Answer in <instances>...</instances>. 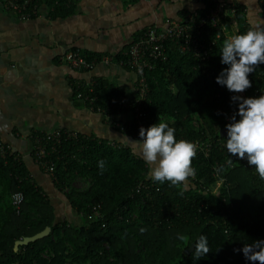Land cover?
<instances>
[{
    "label": "trees",
    "instance_id": "trees-1",
    "mask_svg": "<svg viewBox=\"0 0 264 264\" xmlns=\"http://www.w3.org/2000/svg\"><path fill=\"white\" fill-rule=\"evenodd\" d=\"M75 2L45 3L53 16L64 17L74 11ZM229 3L235 8V28L229 13L218 25L207 22L201 28L199 40L210 47L206 60L167 42L166 61L145 71L148 90L142 108L147 125L163 120L175 128L177 141L197 142L195 177L186 186L154 181L148 164L129 146L79 132L71 137L60 130L58 142L48 141L42 161L53 166L52 182L80 220H57L49 197L8 150L0 154V264H252L234 250L264 240V179L246 158L227 151V137L220 131L238 112L239 102L232 97L239 95L216 82L229 67L221 63L224 40L252 26L244 4ZM257 3L264 26V0ZM213 6L212 0H205L202 8L185 11L180 19L194 12L205 16ZM249 79L252 87L243 92L244 98L264 95V64ZM93 81L92 91L77 83L75 95L89 93L94 106L108 108L111 115L129 110L114 105L122 95L119 88L102 78ZM127 133L134 134L132 129ZM75 178L87 180L88 186L76 187ZM217 180L221 182L214 189ZM14 192L23 195L19 209L11 203ZM47 226V236L15 247L17 240ZM201 235L211 251L194 259ZM192 243L193 250L185 253Z\"/></svg>",
    "mask_w": 264,
    "mask_h": 264
},
{
    "label": "crops",
    "instance_id": "crops-1",
    "mask_svg": "<svg viewBox=\"0 0 264 264\" xmlns=\"http://www.w3.org/2000/svg\"><path fill=\"white\" fill-rule=\"evenodd\" d=\"M75 1L74 11L64 17L53 16L52 7L43 3L26 20L0 3V140L24 162L49 197L56 219L78 222L79 215L54 186L50 174L33 159L36 137L75 131L122 143L143 158L137 146L120 137L137 139L113 126L114 121L130 123L132 111L112 115L94 111L76 97V85L102 78L122 95L134 98L136 73L115 59L145 28L179 20L185 11L202 8L205 0ZM225 1L243 3L252 28L264 27L257 0ZM72 48L86 56L111 57L113 62H98L90 71L75 70L61 58Z\"/></svg>",
    "mask_w": 264,
    "mask_h": 264
},
{
    "label": "clouds",
    "instance_id": "clouds-1",
    "mask_svg": "<svg viewBox=\"0 0 264 264\" xmlns=\"http://www.w3.org/2000/svg\"><path fill=\"white\" fill-rule=\"evenodd\" d=\"M221 54V63L229 67L221 72L216 82L233 93H242L252 87L249 74L264 64V27H254L244 34L225 39ZM232 100L238 101L239 107L231 117L232 122L226 125L227 151L240 159L246 158L264 179V95L233 96ZM175 131L168 122L160 120L147 129L141 127L138 140H130L126 135L120 139L139 148L143 159L150 165L148 175L152 180L186 186L188 179L196 175L192 159L197 154V145L186 140L177 141ZM227 163L231 165L233 160L228 159ZM98 166L103 170L104 161ZM179 239L183 241L185 237ZM210 251L207 237L201 235L195 244L194 259L204 257ZM234 251H242L252 264H264V240H256L254 244Z\"/></svg>",
    "mask_w": 264,
    "mask_h": 264
},
{
    "label": "built area",
    "instance_id": "built-area-1",
    "mask_svg": "<svg viewBox=\"0 0 264 264\" xmlns=\"http://www.w3.org/2000/svg\"><path fill=\"white\" fill-rule=\"evenodd\" d=\"M46 1L47 0H0V3L5 10L14 13L21 20H26L36 15L38 7ZM212 2L214 6L211 7L205 16H199L195 12L187 13L185 18L169 20L164 26L153 25L145 28L138 37L122 51L121 56L115 59L116 63L134 70L137 77L135 82V97L129 99L121 95L114 103V105H117L119 108H129V110L132 111L133 120L128 124L114 121V127L123 132H128L132 129L134 133L133 137L137 140L140 139V128L144 127L147 129L149 127L147 125V113L142 108L148 90L145 71L154 69L158 62L166 61L167 50L165 46L167 42H176L180 50L183 52H190L198 58L199 61H204L208 57V49H210V47H206V45L199 40L202 26L207 22H210L213 26L218 25L220 19L229 13L228 16L231 18V26L235 28L236 22L234 18H232L235 13V8L232 5L233 3H229L225 0H212ZM61 58L69 67L78 71H90L98 62L103 64H110L113 62V59L108 56H102L99 59L89 58L78 48L65 51L61 55ZM93 80L86 83H79L78 88L82 86L87 88L88 91H92ZM237 95L244 98L243 92ZM76 97L84 101L89 105L90 109L94 111L103 112L107 115L111 114L108 108L98 105L94 106L95 98L89 93L78 91ZM59 132L60 130L36 137L33 150V156L36 162L38 161L41 163L42 159L46 157L48 153V141H59ZM64 132L71 137H76L77 135L75 131ZM194 144L198 146L197 142ZM8 150H11L10 146L0 140V154L4 156ZM41 165L44 171L48 172L50 175L53 174L52 165H48L43 161ZM220 182L221 180H217L214 189L220 185ZM22 199L23 195L21 192H14L11 194V203L16 209H19Z\"/></svg>",
    "mask_w": 264,
    "mask_h": 264
},
{
    "label": "water",
    "instance_id": "water-1",
    "mask_svg": "<svg viewBox=\"0 0 264 264\" xmlns=\"http://www.w3.org/2000/svg\"><path fill=\"white\" fill-rule=\"evenodd\" d=\"M220 134L222 136H225L227 137V128H224L220 131ZM228 138V137H227ZM50 231V228L47 226L45 227L43 230L35 233L34 235H31V236H26V237H23L19 240H17L15 242V247H17L18 244H21V245H24V244H27V243H30V242H33L35 240H38V239H41L45 236L48 235ZM193 247H194V244L192 243L186 250H185V253L189 254L192 250H193Z\"/></svg>",
    "mask_w": 264,
    "mask_h": 264
},
{
    "label": "rangeland",
    "instance_id": "rangeland-1",
    "mask_svg": "<svg viewBox=\"0 0 264 264\" xmlns=\"http://www.w3.org/2000/svg\"><path fill=\"white\" fill-rule=\"evenodd\" d=\"M74 185L78 188L84 189L88 186V181L80 178H75Z\"/></svg>",
    "mask_w": 264,
    "mask_h": 264
}]
</instances>
